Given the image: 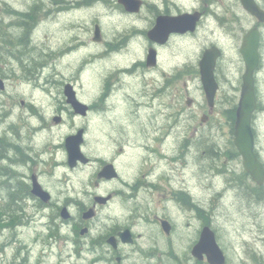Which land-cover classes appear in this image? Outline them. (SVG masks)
Instances as JSON below:
<instances>
[{
    "label": "flooded vegetation",
    "instance_id": "obj_1",
    "mask_svg": "<svg viewBox=\"0 0 264 264\" xmlns=\"http://www.w3.org/2000/svg\"><path fill=\"white\" fill-rule=\"evenodd\" d=\"M91 1L94 0H55L54 5L64 7L63 12L71 15V12L80 13L82 5ZM114 1L120 11V20L130 17L133 24L129 28H119L118 37L107 46L103 34L101 41H95L94 31L93 41L103 48L93 51L95 46L91 43L93 47L86 60L81 53L86 49L77 47L87 44L82 38L67 43L70 50L65 53L69 55L79 50L80 76L98 61L117 62L109 67L105 77L104 95L137 90L132 86L139 85L137 74L140 72L144 73L145 81L147 76L151 78L150 85L159 96L190 95L193 89L189 84L191 86L194 81L199 82V90L205 93L200 62L205 52L213 47L222 52L215 68L219 85L217 95L221 94L223 85L230 93H240L245 72L242 44L248 30L257 25V19L246 13L252 21L244 34L245 12L240 0H228L229 4H225V0H140L142 6L137 13L129 12L118 0ZM257 1L264 9V3ZM46 5L48 9L52 7L51 0ZM48 9H44L46 15ZM33 10L12 13L22 20L17 25L23 29L18 33L22 34L19 46L23 48L29 47L28 28ZM58 14L60 12L55 14L56 20ZM194 27L196 30H192ZM71 28L74 32L75 20ZM259 28L261 64L255 75L258 95L264 62V24ZM228 40L236 60L226 64L223 48ZM195 42H198L197 51L192 48ZM73 44L77 46L72 50ZM153 53L154 61L151 62ZM0 79L5 85L0 88V94L7 93L6 78L0 76ZM76 79L78 82L61 81L63 100L59 105H30V147L26 153L20 150L21 146L0 135V264H211L207 242L210 233L226 256L224 264H232L221 235L212 228L209 174L203 173V167L187 166L183 168L181 179L176 178L178 169L172 165L177 161L176 144L179 145L180 138L166 134L156 138L155 145L145 143L132 147L131 136L123 126H118L114 120L100 119L105 110L96 108L98 97L90 104L81 98L84 84ZM55 84L56 81L46 77L44 83H35L34 90L51 92L54 87L50 85ZM68 90L88 105L86 114L69 102ZM2 106L0 104L4 109L0 110V126L8 124L12 115V102L7 100ZM212 113L207 115L206 124L211 123ZM256 116L253 121L255 134ZM174 119L176 130L178 111ZM66 124L72 125L73 130L62 141L56 143L54 136L49 138ZM216 124L221 123L217 121ZM81 131V149L88 162L78 160L74 165L69 159L67 143ZM184 144L191 146L188 139ZM12 150L14 156L8 153ZM57 151L60 152L59 160L55 155ZM225 155L230 160L235 158L231 153ZM92 167L91 177L83 178V173ZM75 179L81 183L85 180L87 187H94L93 194L85 191L83 195V198L89 196L88 202L80 197L81 193L71 191ZM248 179L252 186L247 191L256 196L257 186L249 176ZM237 180L236 185L243 188L242 180L239 177ZM204 181L206 189L201 192L199 186L204 185ZM145 193L153 195H143L140 201ZM132 202L135 203L133 207L130 206ZM117 203L121 204L120 215L115 216L113 211ZM153 203L158 204L157 208L149 209ZM143 206H147L146 212L140 210Z\"/></svg>",
    "mask_w": 264,
    "mask_h": 264
},
{
    "label": "rangeland",
    "instance_id": "obj_2",
    "mask_svg": "<svg viewBox=\"0 0 264 264\" xmlns=\"http://www.w3.org/2000/svg\"><path fill=\"white\" fill-rule=\"evenodd\" d=\"M47 2L48 0H0V76L6 78L8 87L7 93L0 94L2 101L0 104L5 106L7 100L12 102L10 122L1 124L0 135L6 136V141L21 146L20 150L26 153L27 145H30V105L34 103L50 107L59 105L63 100L61 81L64 79L78 82L76 78H79L81 85L84 84L81 98L90 104L98 97L96 108L100 111L105 110L104 116L100 119L114 120L118 126H123L124 131L131 136L132 147L142 146L145 143L155 145V139L165 137L166 134L180 138L179 145L176 144L177 161L172 165L173 168L178 169L179 175H176V178L181 179V175L185 172L183 168L187 166L203 167L205 169L203 173L209 174V210L212 228L221 235L220 239L230 255L232 264H244V257L248 264H264V191L262 198L252 197L247 190L244 188L241 190V187L231 183L239 177L242 180L241 184L252 186L249 179L240 171L241 166L238 165L237 160H230L228 156L215 153L216 150L219 152L228 148L232 133L227 127L229 120L225 112L238 103L239 95L228 92L227 87L223 85L222 92L217 97V106L211 114L212 121L206 125L202 123V117L209 114L210 109L204 93L199 90L198 81H194L191 86L189 84V88L193 89L190 95L164 97L156 94L154 87L150 85L151 78L147 76L145 81L144 73L140 72L139 75L137 74L139 85L134 83L132 86L137 90L131 89L124 94L116 91L104 95L105 77L109 67L117 62L112 63L109 59L98 61L91 69L88 68V71L83 72L84 76H80V53H77L79 50L65 55L70 50L66 45L70 41L82 38V42L92 43L95 46L93 51L102 50L103 46L93 41L95 25H100L104 44L107 46L110 44L109 41L118 37L119 28L122 26L129 28L133 24L130 17L120 20V11L114 0L91 1L90 4L82 5L80 13L71 12V15L63 12L64 7H56L55 0H51L52 7L48 9ZM261 2L264 3V0ZM225 4H229L228 0H225ZM68 7L70 8L71 5ZM45 8L49 10L48 15ZM31 9L34 10L28 28L30 43L29 47L23 48L19 46L22 34H18L19 31L22 33L23 29L17 25L22 20L15 17L12 11L31 13ZM57 12L60 14L56 20ZM74 20L73 32L71 26ZM251 21L243 13V28H247ZM137 24L141 23L137 22ZM53 28L57 29L55 33ZM125 32H128V29H125ZM200 34L203 35V31ZM192 48L197 51L198 42H195ZM89 52V49L81 51L84 55L83 60L89 57ZM234 58L235 52L228 40L225 60L233 61ZM46 77L56 81L55 85H50L54 87L52 93L34 90L35 83H44ZM260 78V108L255 130L258 134L257 148L264 160V63ZM188 98L193 99L191 106L187 105ZM137 103L140 106H137ZM0 110L3 112L4 109L0 108ZM176 111L179 114V123L175 130L173 127ZM217 121L221 123V127L216 124ZM102 123L110 125V123ZM72 130V125L66 124L56 129L49 138L52 139L54 136V141L58 143ZM186 139L191 143L190 147L184 144ZM8 153L15 155L14 150ZM55 155L59 160L60 152L57 151ZM93 167L83 173V178L91 177L89 174L94 170ZM236 167L237 172L233 170ZM56 173L58 175L60 170ZM195 182L199 184L197 180ZM199 187L201 192L204 191L206 181ZM72 188L73 193H81L80 197L85 202L89 201V196L83 198L87 193L85 191L89 194L95 192L94 187H87L85 180L81 183L75 179ZM103 191H106V188ZM143 195L149 197L153 194H142L140 201ZM134 205V202L130 203L131 207ZM119 206L121 207V204L117 203L113 211L115 216L120 215ZM157 206L158 204L153 203L149 209L154 210ZM140 210L146 212L147 206L141 207ZM253 253L254 255L257 253V256L251 260Z\"/></svg>",
    "mask_w": 264,
    "mask_h": 264
},
{
    "label": "water",
    "instance_id": "obj_3",
    "mask_svg": "<svg viewBox=\"0 0 264 264\" xmlns=\"http://www.w3.org/2000/svg\"><path fill=\"white\" fill-rule=\"evenodd\" d=\"M119 3L124 5L129 11H139L141 7L140 0H118ZM244 9L257 16L260 21L264 22V11L256 4L254 0H241ZM193 19V17H192ZM259 33L257 30H252L245 38L244 46L242 49L244 58L246 60L247 71L244 75V85L241 93V98L237 108V119L235 123V132H234V144L240 153L243 161V168L245 171L251 175L256 183L259 185L264 184V164L260 161L258 156L255 153V136L253 133L252 119L254 112L257 109V100L255 95V86H254V72L259 64ZM100 39V29L97 26L96 29V40ZM219 52L207 51L204 55V58L201 62V74H202V84L204 86L206 99L211 108L215 105V97L218 90V84L214 76V69L216 59L219 56ZM154 56L152 61H154ZM0 88H4V83L0 79ZM69 102H71L76 110H79L83 113L86 111L84 104L80 103L73 94L69 95ZM189 101V105L191 104ZM82 135L81 131L78 135L69 138L67 143L68 155L70 162L76 164L78 160L82 162H88L85 159L84 154L81 151L82 144ZM108 168H106L107 170ZM106 200H103L105 202ZM209 239L207 242L209 244V253H210V262L211 264H224L225 257L222 254V251L218 247L213 233L209 234ZM204 238V235L203 237ZM207 244V243H206ZM200 246V245H199ZM197 246L195 248V253L198 252Z\"/></svg>",
    "mask_w": 264,
    "mask_h": 264
},
{
    "label": "bare ground",
    "instance_id": "obj_4",
    "mask_svg": "<svg viewBox=\"0 0 264 264\" xmlns=\"http://www.w3.org/2000/svg\"><path fill=\"white\" fill-rule=\"evenodd\" d=\"M25 20V19H24ZM30 28V27H29ZM31 30V29H30ZM77 46V44H73L72 45V50L75 48ZM78 48H85V49H90V48H92L93 47V45L91 44V43H87V44H83V45H80V44H78V46H77ZM77 50V49H76ZM74 52H76V51H74ZM88 70V69H87ZM6 137V136H5ZM7 138V137H6ZM8 145H11V144H8ZM28 146V145H27ZM7 147V146H6ZM5 147V148H6ZM15 147V146H14ZM30 147V146H29ZM28 147V148H29ZM4 148V147H3ZM17 148V147H16ZM12 149V148H11ZM7 150V149H6ZM5 152V151H4ZM9 152V151H8ZM215 153H216V151H215ZM22 156H23V154H22ZM25 156H26V154H25ZM218 180V179H217ZM221 182V181H220ZM221 186V185H220ZM240 190V189H239ZM241 190H242V188H241ZM244 190V189H243ZM245 191V190H244ZM247 192V191H246ZM240 193V192H239ZM241 194V193H240ZM253 197V196H252ZM256 197V196H255ZM259 198V197H258ZM241 199V198H240ZM249 200V199H248ZM256 200V199H255ZM251 202V201H250ZM244 204V203H243ZM250 204V203H249ZM224 212V211H223Z\"/></svg>",
    "mask_w": 264,
    "mask_h": 264
},
{
    "label": "trees",
    "instance_id": "obj_5",
    "mask_svg": "<svg viewBox=\"0 0 264 264\" xmlns=\"http://www.w3.org/2000/svg\"><path fill=\"white\" fill-rule=\"evenodd\" d=\"M228 119L232 122V125L235 122L236 116H235V108H232L231 110H227L226 112ZM236 152V151H235ZM260 191L258 192L259 196L263 195V190L262 188L259 189Z\"/></svg>",
    "mask_w": 264,
    "mask_h": 264
}]
</instances>
